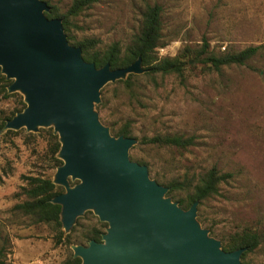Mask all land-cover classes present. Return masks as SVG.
Here are the masks:
<instances>
[{
  "label": "rangeland",
  "instance_id": "1",
  "mask_svg": "<svg viewBox=\"0 0 264 264\" xmlns=\"http://www.w3.org/2000/svg\"><path fill=\"white\" fill-rule=\"evenodd\" d=\"M42 1L63 14L74 0ZM91 1L89 7L71 19L76 40L93 39L96 50L102 53L117 44L123 53L139 32L145 9L158 5L162 37L156 58L191 53L184 59L181 77L147 75L145 71L135 75L129 90L117 81L104 86L98 104L103 106L99 111L95 107L100 122L109 128L111 135L123 128L130 132V137L137 141L129 151L130 160L143 162L150 179L164 187L170 181L184 179L194 185L212 167L230 174L219 185L218 194L197 207L196 219L221 246L231 235L253 230L260 245L247 255V260L251 264H264V0ZM203 41L209 45L208 52L215 55L261 48L245 65L214 71L202 62L205 56L193 60ZM2 87L0 81V125L3 122L5 125L11 113L21 108L20 101H24L20 93L7 92L10 97L5 96ZM3 127H0V245L5 249V261L64 264L73 255L71 246L84 245L80 243L82 235L100 221L92 212H85L68 234L61 226L63 236L71 235L70 242L56 244L59 232L54 224L38 223L15 210L25 200L23 188L27 177L51 181L54 178L58 166L49 138L53 129L39 128L29 133L25 129L12 131ZM155 135L191 137L193 144L176 148L139 143L143 137ZM191 191L192 188L188 190Z\"/></svg>",
  "mask_w": 264,
  "mask_h": 264
},
{
  "label": "water",
  "instance_id": "2",
  "mask_svg": "<svg viewBox=\"0 0 264 264\" xmlns=\"http://www.w3.org/2000/svg\"><path fill=\"white\" fill-rule=\"evenodd\" d=\"M42 0H0V72L25 107L4 130L52 128L60 144L52 183L64 189L59 205L68 234L90 211L105 232L99 242L73 245L80 264H242L245 248L231 252L197 221L198 202L181 208L148 168L129 158L131 137L111 135L95 110L109 83L145 72L138 57L125 68H96L69 44L59 18L48 19ZM76 184L71 185L70 182Z\"/></svg>",
  "mask_w": 264,
  "mask_h": 264
},
{
  "label": "trees",
  "instance_id": "3",
  "mask_svg": "<svg viewBox=\"0 0 264 264\" xmlns=\"http://www.w3.org/2000/svg\"><path fill=\"white\" fill-rule=\"evenodd\" d=\"M92 3L91 0H74L70 8L66 13H59L55 6H49L50 10L45 14L48 19L59 18L62 20V26L66 34L67 40L70 45L81 49L82 58L84 61L94 63L96 68L103 67L106 63L110 64L111 69L125 68L131 65L138 57L141 58L142 66L146 67L145 71L147 75H169L175 74L179 77L182 76L186 62L185 58H189L191 53L187 51L185 54L177 55L173 58H164L158 60L156 58V49L159 46L162 37V25H161V8L158 5L148 6L142 14V24L139 32L134 36L132 43L126 47L122 53L117 44L111 45L105 52L96 50V41L93 39L76 40L72 32L71 19L77 16L84 8H87ZM209 45L206 41H203L202 47L199 53H195L194 59L200 60L201 56H205L202 60L203 63L208 64L214 71H219L221 68L229 66H242L246 62L251 60L257 55L261 47H248L239 52L225 53L223 55H215L208 52ZM137 76L128 75L126 81H117V83H123L129 90L133 86V79ZM0 81L3 83L2 93L10 97L7 94V85L9 84L5 78L0 75ZM20 109H16L15 113L24 109L25 104L20 101ZM103 104L97 105L96 109L101 110ZM7 118L11 119L14 115ZM4 126V122L0 127ZM11 133V131H8ZM116 137L124 135L130 137V132L126 128L120 129L112 133ZM49 138L52 143L51 152L53 160L56 166H60L62 162L55 156L59 151L60 144L57 136L53 135L51 130L49 131ZM143 145H156V146H168L176 148H187L193 144L191 137L184 138L181 136H159L143 137L140 141ZM139 164L144 165L143 162ZM230 174L220 173L215 167L207 170L198 179L196 184H191L188 179L183 181H170L165 184L168 187L167 195L178 202L179 206L183 209H189L194 202H198V206L204 201L218 194L219 185L230 178ZM26 187L23 188V195L25 200L17 204L15 210L22 214L31 217L38 223L54 224L59 232V237L56 240V244L63 242H70L71 235L63 236L61 231L60 211L61 207L51 203V200L56 196L64 192L63 188L56 186L49 178L42 177H27ZM192 188L191 192L188 190ZM174 192H187L184 196L173 195ZM200 222L201 217H198ZM105 223H97L96 227H93L85 234L82 235L80 243L87 245L89 241L99 242L101 235L106 228ZM260 245V239L256 232L253 230H244L240 233H235L228 238V241L224 242L222 247L226 252L235 251L245 248L246 250L241 256L242 264H251L247 260V255L258 248ZM79 258H74L73 255L69 256L64 264H80ZM0 264H7L5 261V249L0 245Z\"/></svg>",
  "mask_w": 264,
  "mask_h": 264
}]
</instances>
